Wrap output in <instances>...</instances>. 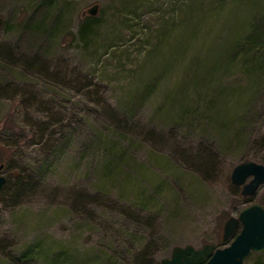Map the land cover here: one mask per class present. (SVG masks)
I'll list each match as a JSON object with an SVG mask.
<instances>
[{
	"label": "rangeland",
	"instance_id": "rangeland-1",
	"mask_svg": "<svg viewBox=\"0 0 264 264\" xmlns=\"http://www.w3.org/2000/svg\"><path fill=\"white\" fill-rule=\"evenodd\" d=\"M0 19V264L223 249L226 220L264 206V184L231 182L264 166V75L237 46L264 0H0Z\"/></svg>",
	"mask_w": 264,
	"mask_h": 264
},
{
	"label": "water",
	"instance_id": "water-1",
	"mask_svg": "<svg viewBox=\"0 0 264 264\" xmlns=\"http://www.w3.org/2000/svg\"><path fill=\"white\" fill-rule=\"evenodd\" d=\"M87 13L95 16L97 6ZM249 178L251 180L246 183ZM231 182L235 186H242V195H253L264 184V166L254 162L240 163L232 170ZM5 183L6 179L0 176V192ZM239 223L242 226L240 233L223 249H216L213 245H204L201 249H195L191 245L176 246L172 248L169 258L155 264H245L251 253L264 251V206L252 204L242 209L237 218L227 219L223 226V241L233 234Z\"/></svg>",
	"mask_w": 264,
	"mask_h": 264
},
{
	"label": "trees",
	"instance_id": "trees-1",
	"mask_svg": "<svg viewBox=\"0 0 264 264\" xmlns=\"http://www.w3.org/2000/svg\"><path fill=\"white\" fill-rule=\"evenodd\" d=\"M95 24V19L92 16L83 20L78 30V38L81 41H86L89 35L94 32ZM246 32L248 33L243 38V46L240 43L237 45L245 47L246 52L243 55V49H241L240 53L237 54V57L240 54L243 55L240 65L247 69L248 76L252 80V85H255L256 81L254 79L264 75V31L255 27ZM3 163L4 167L8 164L7 161H4ZM21 187L22 186L18 187V189L21 190ZM149 264L155 263L150 261Z\"/></svg>",
	"mask_w": 264,
	"mask_h": 264
}]
</instances>
